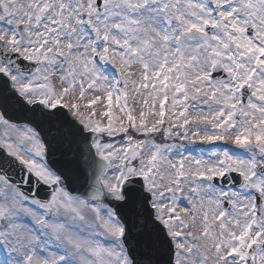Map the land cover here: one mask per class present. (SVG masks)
<instances>
[{
    "label": "snow or ice",
    "instance_id": "snow-or-ice-1",
    "mask_svg": "<svg viewBox=\"0 0 264 264\" xmlns=\"http://www.w3.org/2000/svg\"><path fill=\"white\" fill-rule=\"evenodd\" d=\"M0 264H264V0H0Z\"/></svg>",
    "mask_w": 264,
    "mask_h": 264
}]
</instances>
